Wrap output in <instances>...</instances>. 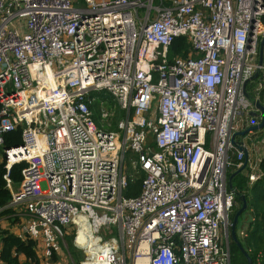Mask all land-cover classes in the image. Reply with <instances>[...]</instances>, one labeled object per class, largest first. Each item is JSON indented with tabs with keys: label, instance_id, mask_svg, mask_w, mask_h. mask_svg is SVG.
Instances as JSON below:
<instances>
[{
	"label": "built area",
	"instance_id": "built-area-1",
	"mask_svg": "<svg viewBox=\"0 0 264 264\" xmlns=\"http://www.w3.org/2000/svg\"><path fill=\"white\" fill-rule=\"evenodd\" d=\"M178 37L189 53L170 59ZM263 37L264 0H0V164L11 195L0 216L19 218L14 234L36 241L40 264H59L70 229L79 264H230L227 173L247 149L231 140L258 123L243 86L264 73ZM94 92L115 102L100 128ZM114 108L125 116L108 131ZM18 129L21 144L6 147ZM128 153L143 173L133 198L122 195ZM23 162L13 191L9 170Z\"/></svg>",
	"mask_w": 264,
	"mask_h": 264
},
{
	"label": "trees",
	"instance_id": "trees-1",
	"mask_svg": "<svg viewBox=\"0 0 264 264\" xmlns=\"http://www.w3.org/2000/svg\"><path fill=\"white\" fill-rule=\"evenodd\" d=\"M189 53V44L184 37L175 38L169 49L168 56L170 59L175 57L185 58ZM262 84V89L258 94L254 93L253 89L259 84ZM247 93L253 101H259L264 106V73L260 72L259 76L251 81L247 86ZM91 96L95 99L90 109L92 112V118L98 128L101 127L100 114L103 109L111 108L115 102L113 97L104 92H94ZM114 114L109 119L110 127L108 131H116L117 123L125 116L124 112L119 108L113 109ZM259 122V117L257 116ZM256 133V134H255ZM254 134H260L264 138V128ZM258 136V135H257ZM5 146L12 147L21 144L20 129L8 133L5 135ZM241 140V137H237ZM128 153L126 155V164L129 167V162L134 159L130 157ZM244 160V158H243ZM242 160V162H243ZM25 163L13 165L8 173L12 185L18 187L21 182V170L25 167ZM259 168L263 176L258 179L254 184H251L248 179L249 170L241 172L233 178L232 185L236 194L244 195L247 202V209L244 212L251 218L248 227L244 233V237H240L236 233L237 242H234L231 237L228 238L229 252H230V264H246V258L242 253V249L247 253L251 259V264H264V159L260 162ZM130 173L127 175V186L123 190V197L133 198L139 195L141 189V182L143 179V173L139 170H132L130 167ZM238 168L232 167L227 176L236 171ZM6 170L4 164H0V206L6 205L11 199L9 190L6 188V183L3 179ZM245 173V174H244ZM240 207V201L234 198V206L230 213V220L234 216L235 212ZM11 211L5 210L1 216L9 215ZM14 224L19 222L18 217H12ZM64 243L66 252L70 256L73 264H79L81 262L80 256L75 253L73 247V235L64 236ZM37 243L36 241L24 238H19L13 232L1 231L0 232V264H40L39 258L36 253ZM58 261V258H54V262ZM70 264V263H68Z\"/></svg>",
	"mask_w": 264,
	"mask_h": 264
},
{
	"label": "water",
	"instance_id": "water-1",
	"mask_svg": "<svg viewBox=\"0 0 264 264\" xmlns=\"http://www.w3.org/2000/svg\"><path fill=\"white\" fill-rule=\"evenodd\" d=\"M263 62H264V37L261 39V41L259 43V48H258V62H257L258 66L261 67L263 65ZM259 73H260V70L257 69L256 72L254 73V75L250 78V80L248 82H246L244 84V86H243L244 94H245V96L248 99H251V98L248 95L245 87H246L247 83L255 80L259 76ZM252 103H253L254 109L250 112V116L253 117V118H255L257 116H260V120H259L258 123L252 124L251 126H248V127H246L245 129H243V130H241L239 132H235L232 135L231 142L233 144H235L236 146H237V144L235 142V138L236 137L245 138L248 135L253 134L255 132H258V131H260V130H262L264 128V106L261 105L259 103V101H252ZM50 129H52V127L50 125H47L46 132L48 130H50ZM238 148L244 152V160H243V163H242V165L236 171H234L233 173H231L227 177L228 189L231 192H233L234 195H235V197L237 198V200L240 201V207L235 212L234 216L231 219L230 230H229V235H230L231 239L234 242H237V239H236V226L238 224V219H239V217H241L244 214V212L247 209V202H246L245 196L244 195L236 194L235 193V190L233 189V185H232L233 178L236 175H238L239 173L243 172L245 170L246 166H247V163H248V152H247V149H244L241 146H238ZM242 253H243L244 257L246 258V264H251V259L249 258V256L247 255V253L243 249H242Z\"/></svg>",
	"mask_w": 264,
	"mask_h": 264
},
{
	"label": "rangeland",
	"instance_id": "rangeland-1",
	"mask_svg": "<svg viewBox=\"0 0 264 264\" xmlns=\"http://www.w3.org/2000/svg\"><path fill=\"white\" fill-rule=\"evenodd\" d=\"M251 125H252V123L250 121H247V122H244L243 127L245 129L246 127L251 126ZM251 135H248L247 137H245L243 142L247 145L249 153L251 152L250 153L251 160H252V162H254L255 159H261L264 156V140L261 141L263 138L258 133H257L258 136L255 134H254V136H251ZM249 138L252 140H250ZM129 156L134 157V155H132V154H130ZM123 173L125 175H128L130 173V169H129L127 164L123 168ZM12 189H13V191H17L19 189V186L18 187L13 186ZM245 217H246V215L239 217L238 226H237L238 230L241 228L242 222H244ZM12 228H13V231H15L16 228L17 229L19 228L18 224H14L13 218L9 217L8 215L0 216V232L1 231H7V230H10ZM75 231H76L75 229L74 230L70 229L68 231V234L73 235V233H74L73 242H74V237H75ZM228 232H229V230H228ZM79 240H82V238H79ZM73 247H74L75 253H77L80 256L81 261H82L83 258L85 257V254L83 252H81L80 250H78L77 248H75L74 243H73ZM37 250H38L39 256H41V250H39L38 248L36 249V251ZM58 262H59V264H68L69 263V258L67 256L66 248L63 251V253H61V255L59 256Z\"/></svg>",
	"mask_w": 264,
	"mask_h": 264
},
{
	"label": "crops",
	"instance_id": "crops-1",
	"mask_svg": "<svg viewBox=\"0 0 264 264\" xmlns=\"http://www.w3.org/2000/svg\"><path fill=\"white\" fill-rule=\"evenodd\" d=\"M72 1V3H73V5L74 6H82L83 5V0H71ZM259 119H260V117H259ZM256 134V133H255ZM251 135V134H250ZM251 136H254V133L251 135ZM248 139V138H247ZM250 139V138H249ZM243 140H244V138H242L241 139V141L243 142ZM250 140H252V139H250ZM249 140V141H250ZM264 140V138L261 140V141H263ZM255 141V140H254ZM253 141V142H254ZM251 142V141H250ZM246 147H247V145H246ZM248 149V148H247ZM247 152H248V163H247V166H246V168H245V170L243 171V172H245L246 173V169H248L249 170V172H248V177L250 176V175H254L255 176V178H256V180L254 181V182H250L251 184H254L258 179H260L262 176H263V174L261 173V171H260V168H259V164H260V162L264 159V156L261 158V159H255L254 160V162H252V160H251V156H250V153H249V150H247ZM243 163V162H242ZM244 173V174H245ZM228 177V176H227ZM244 215H246V217H245V219H244V222H242V225H241V228L238 230L237 229V226H238V224H237V226H236V233L240 236V237H244V233L246 232V230L247 229H249V227H248V223H249V221H250V217H249V215L248 214H243L242 216H244ZM241 216V217H242ZM19 227V226H18ZM9 231H12L13 233H16L17 231H18V229H16V231H13V228L12 229H10ZM241 232H243V235H240V233ZM230 236V235H229ZM37 252V255H38V257H39V254H38V250L36 251Z\"/></svg>",
	"mask_w": 264,
	"mask_h": 264
}]
</instances>
